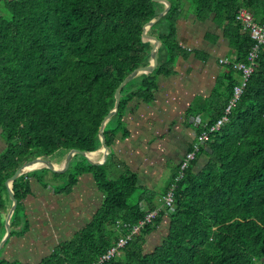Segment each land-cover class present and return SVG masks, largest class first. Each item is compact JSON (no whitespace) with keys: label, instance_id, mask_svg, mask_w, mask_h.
<instances>
[{"label":"trees","instance_id":"obj_1","mask_svg":"<svg viewBox=\"0 0 264 264\" xmlns=\"http://www.w3.org/2000/svg\"><path fill=\"white\" fill-rule=\"evenodd\" d=\"M163 2L169 10L148 34L161 41L156 68L121 89L119 109L105 128L112 148L107 163L87 161L82 166L84 157L76 155L63 173L44 169L18 179L10 238L31 228L28 220L19 230L20 209L33 194V179L48 186L45 178L51 173L58 183L56 195H69L81 176L92 175L105 195L102 207L72 241L41 264H98L155 210V218L102 264H264V44L249 79L236 68L252 67L249 53L255 45L236 14L246 8L264 23V0H6L0 10V241L14 203L6 183L21 168L40 158L51 162L60 152L66 156L73 149H102L100 128L114 110L115 91L124 79L149 66L153 48L143 43L142 34L165 10ZM185 14L204 22L214 18L229 37L235 59L224 66L230 72L223 78L229 79L227 91L219 89L207 104L197 99L193 103L198 105L186 113L206 114L209 120L196 125L193 143L204 132L209 140L199 145L187 169L180 172L178 165L157 199L141 187L137 174L126 169L111 177L110 166L119 134L123 140L130 135L123 121L130 102H150L158 76L174 74L176 59L183 54L177 22ZM243 84L229 120L212 131ZM172 188L170 207L164 198Z\"/></svg>","mask_w":264,"mask_h":264},{"label":"crops","instance_id":"obj_2","mask_svg":"<svg viewBox=\"0 0 264 264\" xmlns=\"http://www.w3.org/2000/svg\"><path fill=\"white\" fill-rule=\"evenodd\" d=\"M213 19L204 22L199 21L196 16L185 14L178 20L176 39L183 48V54L176 59L174 74L169 77L158 76L154 95L150 102L138 98H134L130 102L124 118L134 122L131 123L130 120L123 118L130 135L123 140L119 134L116 140L114 149L118 162L128 165L126 169L139 176L141 187L149 188L157 199L163 196L171 179L170 177L160 190L158 184L162 181L161 175L166 170L171 173L175 171L185 153L184 155L179 153L177 158L170 157L169 153H165L166 158L161 157L157 161L152 151L160 148L166 152L168 147L159 145V142L168 137H178L186 143V146L182 147L186 152L198 136L196 125L209 120L205 113L196 116L186 115L193 101L203 99L202 101L207 104L214 94L219 92V89L227 91V85H229V79L224 82L223 78L229 76L230 72L220 62L224 58L233 60L235 56L224 28L216 24ZM136 124L142 128L143 144L145 145V148L137 151L141 155H138V161L133 160L137 153L134 136L138 132H133L132 128L136 127ZM121 142L125 144V147L121 148V144H123ZM179 147L181 148V145ZM125 148L129 149V156L126 155ZM204 163V160L200 161V165ZM155 168H160L159 172L157 171L158 175L160 173L159 178L153 177ZM126 169L119 167L115 170L112 169L111 177L118 176ZM51 177L50 174L46 179L48 186H43L36 179L32 180L38 184L32 188L35 191L34 196L31 195L26 200V214L29 216L31 227L29 235L20 237L16 234L7 239L0 250V260L11 264H41L53 256L54 251L60 245L66 243V240L73 238L83 229L97 210L102 207L105 195L98 189L92 175L81 176L69 195H56L54 190L56 181H52ZM56 196L62 199V206L58 207V211L51 215L47 209L48 202L54 206ZM93 199L96 200V203L92 201ZM65 207L68 208L62 216L58 212ZM66 213L67 216L64 218ZM59 228L63 229L64 233L57 235L56 230ZM63 236L66 240H62L65 239Z\"/></svg>","mask_w":264,"mask_h":264},{"label":"water","instance_id":"obj_3","mask_svg":"<svg viewBox=\"0 0 264 264\" xmlns=\"http://www.w3.org/2000/svg\"><path fill=\"white\" fill-rule=\"evenodd\" d=\"M162 2V1H159ZM165 3V5L167 4L166 2H163V4ZM170 5H166L165 10L160 13L155 19L151 20L146 27L144 28L143 31V41L145 43H151L153 45V49L151 51L150 54V58H149V66L145 69H141V70H137L135 71L133 74H131L128 78L124 79L123 82L119 85V87L117 88V90L115 91V106H114V110L106 117V119L104 120L103 124H102V128H100V139H102V144L103 147L102 149L95 151V152H103L105 155V159L104 161L106 162L108 155L111 151L112 152V148L108 145L107 143V138L105 135V128L107 126V124L111 121V119L114 117V115L117 113L118 109H119V105H120V91L121 89L132 79L138 78L140 76H149L151 74H153L155 68H156V64H157V57H158V52L161 48V41L156 39V38H152L149 37L148 35V31L152 28V26L158 21L160 20L169 10ZM92 152V153H95ZM76 155L82 156L84 158L87 159V161L95 166H103V164H96L93 163L92 161L89 160V155H91L90 152L87 151H82V150H77V149H73L71 151L68 152V156L67 159L65 161V163L62 165V168H58L56 166H54L52 164V162L49 161V159L47 158H40L36 161H33L29 164H27L26 166H24L23 168H21L17 174L9 181H7L6 185L7 187H9L10 193H11V197L14 201L13 203V207L9 213V216H7L6 218V222H5V235L4 238L2 239V241L0 242V250L2 249V246L4 245L5 241L7 239H9L11 237V220L12 217L17 209V205H18V200L15 196V192H14V183L20 179L21 177H23L26 174L41 170V169H46V170H50L52 172H56V173H63L68 166L70 165V163L72 162V160L74 159V157ZM44 165L45 167L43 168H38L40 165Z\"/></svg>","mask_w":264,"mask_h":264},{"label":"built area","instance_id":"obj_4","mask_svg":"<svg viewBox=\"0 0 264 264\" xmlns=\"http://www.w3.org/2000/svg\"><path fill=\"white\" fill-rule=\"evenodd\" d=\"M236 18L239 22H241L243 24L244 30H247L249 32V34L251 35V37L255 41V45L249 53L250 59L252 60V64H253L252 67L246 66L244 64L236 65V68L242 72L244 80H247L250 78V76L252 75V73L254 71L253 66L256 64L255 63L256 59H258V57H259L261 46L264 44V23H259L258 21H256L253 14L249 10H247L246 8H241L237 12ZM221 63L224 66H229L232 63V60H230L229 58H224V59H222ZM244 87H245V84H243L242 87L236 88L235 98L233 99V101L231 102L229 107L227 108L226 115L222 117V119L219 121V125L217 127H214L212 129V131H214L215 128H219L226 121L229 120V114L228 113H230L233 104L240 99V96L242 94ZM209 138H210L209 134L204 132L202 134V136L200 137V140H198L197 143H193L192 150L187 151L185 153V156L180 163V172H183L185 169H187L190 162H192L193 160L196 159L197 152L199 151V149H201V147H199V145L204 144L206 141L209 140ZM164 201L170 207L173 205V202H174L173 188L170 189L168 194L165 196ZM156 215H157L156 210L153 212H149L147 214L145 220L141 221L139 223V225H136L133 227L132 234L140 232L141 227L145 223H150L155 218ZM132 234L128 235L126 238H121L120 240H118L117 244L115 246H113V248L109 254H106L105 256L99 258L98 264H102L103 262L109 261L110 259L116 257L118 250L125 248V246L130 243V241L132 240ZM95 264H97V263H95Z\"/></svg>","mask_w":264,"mask_h":264},{"label":"rangeland","instance_id":"obj_5","mask_svg":"<svg viewBox=\"0 0 264 264\" xmlns=\"http://www.w3.org/2000/svg\"><path fill=\"white\" fill-rule=\"evenodd\" d=\"M4 6H6V0H0V10L2 9V8H4ZM1 14V13H0ZM142 36H143V34H142ZM142 41H143V38H142ZM143 43H145L144 41H143ZM150 44V43H149ZM150 45H152V44H150ZM153 46V45H152ZM222 68V67H221ZM224 68V67H223ZM222 68V69H223ZM198 101H199V99H198ZM202 101V100H201ZM200 101V102H201ZM193 102H195V101H193ZM199 102V103H200ZM205 103V102H204ZM201 105H202V103H200ZM196 105H198V102L197 103H192V107L193 106H195L196 107ZM190 111V109L187 111V112H189ZM204 118V117H203ZM125 120H130V119H126V118H124ZM131 121V123H133L134 121H132V120H130ZM141 126H138L137 124H136V127H134V128H132V131L134 132V131H137L138 133L134 136V145L136 146V152L138 151V149H142V148H145V145L143 144V134H142V131H141ZM121 143H123V142H121ZM160 144H162L164 147H168V150H166V152L165 151H162V150H160V148H157V149H159V150H156V151H152L153 152V155H154V158L155 159H157V161H159L160 159H161V157H165L166 155H165V153H169V155H170V157H173V158H177L178 157V155H179V153H183V155H184V153H185V148H183L182 149V147H183V145H185L186 143H184L183 142V140L181 139V138H178V137H175V138H170V137H168V138H166V139H162V141L161 142H159V145ZM181 145V148L179 147ZM4 146V144H3V140L0 138V148H2ZM186 146V145H185ZM122 147H125V144L123 143V144H121V148ZM157 147V146H156ZM126 149V155L127 156H129L130 155V151H129V149H127V148H125ZM108 152H110L109 153V155L108 156H110L111 155V151H108ZM97 155H98V157H97V159L96 160H91L90 158H89V160L90 161H92L93 163H96V164H103V165H105L106 163H107V160H106V162L104 161V159H105V155H104V153L103 152H97ZM138 155H140V153L139 152H137V153H135V155H134V157H133V160L134 161H138ZM67 156H68V153H67V155L66 156H61V152L59 153V156H57V157H55V158H52L51 159V162H52V164L53 165H56V167H58V168H62V165L65 163V161H66V159H67ZM141 156V155H140ZM89 157V156H88ZM166 158V157H165ZM82 159V160H81ZM79 158V160H81V165L82 166H87L86 165V163H87V159L86 158H84V160H83V158ZM113 163H112V165L110 166L111 167V169H110V171H112V169L113 170H115L117 167H119L120 169H126L127 167H128V165H126V164H124V163H120V161L118 162V159H116V157H115V160L114 161H112ZM130 162H131V160H130ZM202 165H204V164H202ZM39 168V167H38ZM159 170H160V168H158V169H156L155 168V171H154V175H153V177H157V178H159L160 177V173H159V175H158V172H159ZM158 171V172H157ZM73 173V172H72ZM173 173H174V171L171 173V172H168V170H166V172L163 174V175H161V182L158 184V186H159V188H160V190L163 188V186L166 184V182L168 181V179L173 175ZM51 173H47V176H46V178H45V180L47 179V177H49V175H50ZM122 174V172H120L119 174H118V176H120ZM156 174V175H155ZM118 176H115V177H118ZM52 178V177H51ZM147 178V177H146ZM69 179V177H66V180H68ZM48 180H50V179H48ZM46 182H48V181H46ZM36 184H38V182H35V181H33V186H35ZM42 184V183H41ZM56 184H58V183H56ZM64 184V181H62V184L61 185H63ZM43 185V184H42ZM58 186H60V184L58 185ZM55 187V186H54ZM158 188V189H159ZM49 190H52V189H49ZM32 191H33V193L35 192L33 189H32ZM89 191H91L92 192V190H89ZM142 191V188L140 187L139 189H138V191L136 192V195L138 194V193H140ZM93 192H95L94 190H93ZM32 196H34L33 194H31ZM31 197V196H30ZM104 198V197H103ZM55 199H56V202L54 203V206H52V203H49L48 202V211L51 213V215L54 213V212H57L58 211V207H61L62 205V199H60V198H58L57 196L55 197ZM27 200V199H26ZM26 200H25V203H24V206L23 207H21V209H20V215L21 216H23V221H22V225H21V227L19 228V230H23V229H25V226H26V222L29 220L30 221V219H29V216L26 214ZM93 202H95L96 203V200L95 199H93L92 200ZM52 202V201H51ZM63 204H64V200H63ZM57 205V206H56ZM64 206V205H63ZM67 208L68 207H65V208H62L58 213L59 214H61L62 216H63V213H64V211H66L67 210ZM67 213H68V211H67ZM67 213H66V215L64 216V218H66V216H67ZM47 224L49 223V222H46ZM56 225H57V223H56ZM58 226V225H57ZM60 227V226H59ZM62 230V231H61ZM61 231V232H60ZM29 232V231H28ZM26 233L25 235H29V233ZM56 232H58L57 233V235H59V234H62V233H64V231H63V229H57L56 230ZM16 234H19V233H16ZM24 235V236H25ZM64 238H65V236H63ZM62 238V237H61ZM62 240H66V238L65 239H62ZM73 239L71 238V239H69V240H66V243H68V242H70V241H72ZM2 241V240H1ZM149 243V242H148ZM148 243H147V245H148ZM154 244V243H153ZM153 246L154 245H152L151 246V248L150 249H148L147 250V252H150V251H152L153 250Z\"/></svg>","mask_w":264,"mask_h":264},{"label":"bare ground","instance_id":"obj_6","mask_svg":"<svg viewBox=\"0 0 264 264\" xmlns=\"http://www.w3.org/2000/svg\"><path fill=\"white\" fill-rule=\"evenodd\" d=\"M97 157H98L97 152H95V153H91V155H89V158H90L91 160H93V161L96 160ZM54 166H56V165H54ZM43 167H45L43 164L39 166V168H43Z\"/></svg>","mask_w":264,"mask_h":264}]
</instances>
